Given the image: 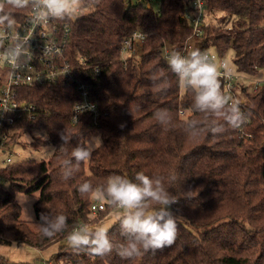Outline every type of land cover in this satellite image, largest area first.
<instances>
[{
  "label": "trees",
  "instance_id": "16d2710c",
  "mask_svg": "<svg viewBox=\"0 0 264 264\" xmlns=\"http://www.w3.org/2000/svg\"><path fill=\"white\" fill-rule=\"evenodd\" d=\"M192 2L161 0L155 11L148 0H100L89 13L70 20L66 58L78 69L77 84L21 89L19 100L36 108L33 117L24 116L0 135L8 136L0 138V162L12 158L0 167L1 243L21 242L42 250L66 239L68 232L80 224L94 228L114 208L100 201L105 210L93 211L97 200L78 191L85 181L97 186L111 175L134 180L141 171L149 176L174 172L179 180L170 185L171 191H196L192 199L181 197L172 205L173 213L182 216L175 244L134 260H124L115 251L105 257L90 256L63 245L54 264H264V84L256 94L245 87L250 103L241 107L248 115L241 129H229L216 137L210 133L197 139L187 136L184 121L202 117L190 111L192 96L180 89L165 51H181L192 37L188 17ZM204 3L203 32L194 39V48L227 60L233 54L229 63L243 79L264 76V0ZM8 11L14 20L21 19L20 9ZM210 17L217 24L206 21ZM135 33L145 35L139 58L124 60V41ZM157 71L170 82L165 92L153 87L151 76ZM1 79L0 72V84ZM81 83L89 86L98 105V125L88 113L76 124L72 122V111L82 99L75 86ZM159 109L170 111L174 128L164 130L154 119ZM65 127L77 135L71 141L73 146L79 142L80 133L102 140V146L90 161L81 164L72 179H60L65 158L60 152L52 153L48 160H15L14 150L23 146V135L44 131L58 151L62 144L59 133ZM249 134L254 139L249 140ZM32 145L37 148L39 141ZM2 155L6 156L4 160ZM17 192H39L34 204L37 224L42 213H63L68 217V230L52 238L43 237L40 230L33 231L21 219ZM109 234L123 242L117 222L109 228ZM0 264L34 263H15L0 255Z\"/></svg>",
  "mask_w": 264,
  "mask_h": 264
},
{
  "label": "clouds",
  "instance_id": "9594fccd",
  "mask_svg": "<svg viewBox=\"0 0 264 264\" xmlns=\"http://www.w3.org/2000/svg\"><path fill=\"white\" fill-rule=\"evenodd\" d=\"M100 0H0V31H7L15 24L14 17L8 9L31 8L35 12V22L46 24L49 21H67L74 16L85 14L90 8L99 5ZM30 38L17 37L14 45L7 49L6 55L20 67L27 56ZM3 38L0 37V45ZM171 72L178 79L182 91L192 96L190 111L201 114L200 119L190 118L184 121L185 132L189 138L197 139L205 133L213 137L223 134L229 129L239 130L248 121V115L241 109V100L233 99L222 89L220 67L224 68L227 77L231 70L225 61L220 67L210 60L207 52L186 46L184 51L172 49L166 56ZM153 87L158 92H165L170 86L169 80L162 72H154L151 76ZM74 119L78 121L76 116ZM154 119L164 130L174 128L175 121L168 109H159ZM46 140V135L37 133ZM62 144L59 150L64 155L60 169V179L68 181L79 172L81 164L87 163L102 146L99 136L79 135V142L73 146L74 135L65 127L60 133ZM69 147L71 151L69 152ZM176 173L164 175H146L143 171L136 173L134 180L124 175H111L106 183L94 186L85 181L78 186L81 196H89L97 201H105L109 206L118 209L114 221L119 224L123 242L115 240L109 234L106 224L90 227L87 223L80 224L67 234V244L76 253L85 252L90 256L105 257L114 251L124 260H134L149 251L161 250L175 244L179 236V222L182 216L172 211L181 197L192 199L196 191L176 194L170 185L178 182ZM21 210L29 197L22 192L16 193ZM39 199L38 197H36ZM29 219L32 218L29 216ZM43 237L52 238L68 230V217L63 213L41 214V223L37 224Z\"/></svg>",
  "mask_w": 264,
  "mask_h": 264
},
{
  "label": "built area",
  "instance_id": "2783aa9c",
  "mask_svg": "<svg viewBox=\"0 0 264 264\" xmlns=\"http://www.w3.org/2000/svg\"><path fill=\"white\" fill-rule=\"evenodd\" d=\"M91 10L90 8L89 11ZM204 11V0H193L192 10L188 14L192 26V37L186 40L181 51H184L186 46L194 47V39L202 34ZM19 16L21 19L19 21L15 20L13 28L0 31V37L3 38V43L0 45V67L7 70L6 80L2 78L0 84V135L4 128H9L17 120L26 115L32 116V113L35 112V106L19 100L21 89L56 83H62L70 87L77 84L78 80V69L66 58V49L71 38V21L38 23L32 19L35 12L31 8L20 9ZM17 37L30 38L28 54L23 58L24 62L20 67H14V63L6 55L7 49L15 44ZM144 42L145 35L143 33L133 34L124 41L122 57L125 52L130 55L139 54ZM168 53L169 51L166 50L165 55L167 56ZM207 54L218 67L225 61L227 62L231 74L226 77L224 68L220 67L221 75L219 77L223 81L224 90L227 94L233 99H240L241 107L250 103V97L244 92L245 87L249 86L252 94H256L264 84V76L243 79L242 75L235 71L234 66L227 59L218 58L214 53ZM123 59L126 58L123 57ZM261 71L264 74V66ZM75 89L82 99L72 111V122L76 124L83 114L88 113L91 115L93 123L98 125L100 110L96 101L91 97L89 86L81 83L76 85ZM181 114H184V112L181 111ZM73 116H76L78 121ZM7 137L6 135L3 138L6 139ZM247 137L249 140L254 139L251 134ZM11 161L12 158L9 157L3 161V164H9ZM92 210L95 212L105 210V205L100 201H96L92 205Z\"/></svg>",
  "mask_w": 264,
  "mask_h": 264
},
{
  "label": "rangeland",
  "instance_id": "374dc122",
  "mask_svg": "<svg viewBox=\"0 0 264 264\" xmlns=\"http://www.w3.org/2000/svg\"><path fill=\"white\" fill-rule=\"evenodd\" d=\"M127 2L131 3H137L142 2L143 0H126ZM148 3L151 5V7L156 11L160 7L161 0H148ZM89 11V10H88ZM90 12V11H89ZM88 12V13H89ZM206 21H210L211 24H217V22L210 17V19L206 18ZM138 57L139 54L136 55H130L128 52H125L123 54L124 58L127 57ZM234 55L231 54L228 57V61L233 60ZM139 58V57H138ZM1 77L6 80L7 78V70L0 67ZM15 133V132H13ZM12 133V134H13ZM37 133L41 135H46L47 139L42 140L38 137ZM11 134V135H12ZM23 146L19 145L16 147V150H14V158L17 161H22L26 159H45L48 160V157L51 154H47L45 152V149L48 151H52L54 149L52 143L49 141L48 135L44 131H34L32 134H25L23 135ZM39 141V145L37 148H35L32 145V142ZM45 148V149H44ZM6 156H1V159L4 160ZM4 166L3 163L0 162V167ZM8 184H5V187H7ZM25 193V192H22ZM29 197L28 203L24 206L27 208V213L21 210V219L23 221H26L29 223L31 229L33 231H39V227L37 223L35 222L36 215L34 210V204L37 201V198H39V192H35L32 194L25 193ZM17 202V198L15 199ZM18 203V202H17ZM19 204V203H18ZM20 205V204H19ZM118 209H112L110 210L103 219H101L96 225L93 227L95 228L97 225L100 224H106L110 228L114 223V216ZM29 216L32 218V220L29 219ZM95 216V214L93 215ZM68 245L67 244V238L59 241L58 243L50 245L48 248L45 249H36L27 246L24 243L21 242H14L12 244H4L0 242V255L7 257L9 260L15 263H34V264H54L56 261V257L59 253L60 246Z\"/></svg>",
  "mask_w": 264,
  "mask_h": 264
}]
</instances>
